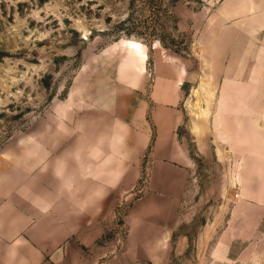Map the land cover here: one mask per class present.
Here are the masks:
<instances>
[{"label":"rangeland","instance_id":"374dc122","mask_svg":"<svg viewBox=\"0 0 264 264\" xmlns=\"http://www.w3.org/2000/svg\"><path fill=\"white\" fill-rule=\"evenodd\" d=\"M219 14V22L240 26L233 40L207 39L218 23L208 18ZM218 50L247 68L237 70L239 85L264 89V0H0L2 167H27L49 134L63 138L53 155L64 151L65 137L78 150H100V103L134 122L146 102L150 119L154 78L187 69L176 104L190 167L180 223L165 244L124 252V215L147 183L144 151L135 183L116 192L86 245L87 264H264V207L238 203L257 180L243 172L264 168L249 154L264 153V118L229 120L215 111L216 84L199 59ZM226 134L234 141L226 144Z\"/></svg>","mask_w":264,"mask_h":264},{"label":"crops","instance_id":"0c3cea01","mask_svg":"<svg viewBox=\"0 0 264 264\" xmlns=\"http://www.w3.org/2000/svg\"><path fill=\"white\" fill-rule=\"evenodd\" d=\"M208 19L218 21L207 38L216 43L233 40L241 30L219 22L221 14ZM220 51L199 59L216 84L215 111L229 120L264 118V89L239 85L247 68L221 57ZM156 80L148 93L156 101L150 106V119L145 117L146 102L137 105L134 122L116 115L114 108L106 114L100 103V150H78L65 137L64 151L53 155L63 138L49 134L44 151L32 156L27 167L20 162L0 166V264H87L86 245L97 238L116 192L135 183L144 151L147 183L124 215V252L137 255L142 247L165 244L180 223V200L190 176L189 157L177 133L181 107L176 105L179 86L189 77L183 67L178 77L159 74ZM225 136L226 144L234 141ZM256 152L249 154L264 162V153ZM243 173H255L257 180L245 188L252 194L243 193L238 203L264 207V168Z\"/></svg>","mask_w":264,"mask_h":264},{"label":"bare ground","instance_id":"6f19581e","mask_svg":"<svg viewBox=\"0 0 264 264\" xmlns=\"http://www.w3.org/2000/svg\"><path fill=\"white\" fill-rule=\"evenodd\" d=\"M133 50L139 54L142 55V57H145V54L144 52L140 51V47H139V44L138 43H133Z\"/></svg>","mask_w":264,"mask_h":264},{"label":"built area","instance_id":"2783aa9c","mask_svg":"<svg viewBox=\"0 0 264 264\" xmlns=\"http://www.w3.org/2000/svg\"><path fill=\"white\" fill-rule=\"evenodd\" d=\"M142 178V176H140Z\"/></svg>","mask_w":264,"mask_h":264}]
</instances>
